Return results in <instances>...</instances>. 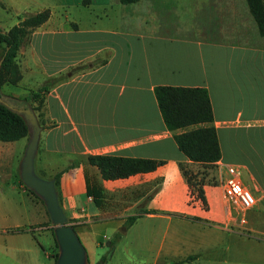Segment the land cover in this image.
Here are the masks:
<instances>
[{
	"label": "crops",
	"instance_id": "1",
	"mask_svg": "<svg viewBox=\"0 0 264 264\" xmlns=\"http://www.w3.org/2000/svg\"><path fill=\"white\" fill-rule=\"evenodd\" d=\"M55 1L1 2L25 12L18 22L44 8L50 14L19 47L21 78L0 91L23 98L44 88L35 169L46 178L59 173V201L86 250L110 244L102 264L112 257L113 264H264V34L246 0H176L190 19L185 24L161 20L162 0H112L113 10L93 7L110 0ZM57 34L60 41L41 39ZM217 83L220 99L213 97ZM157 85L208 89L218 160L196 162L183 154L174 135L191 126L167 128ZM19 139L0 140V264H53L47 245L54 225L21 179L27 137L21 151ZM103 153L159 163L105 179L88 161ZM228 163L239 165L256 197L245 224L223 196ZM198 166L216 174L202 184L207 208L191 196L183 173ZM87 179L102 187L100 206L86 194ZM130 215L137 217L125 226ZM100 225L113 233V244L105 234L98 238Z\"/></svg>",
	"mask_w": 264,
	"mask_h": 264
},
{
	"label": "trees",
	"instance_id": "2",
	"mask_svg": "<svg viewBox=\"0 0 264 264\" xmlns=\"http://www.w3.org/2000/svg\"><path fill=\"white\" fill-rule=\"evenodd\" d=\"M91 0H81L82 4H89ZM137 0H120L131 3ZM249 10L255 19L260 34H264V0H246ZM50 14L49 8L25 15L18 23L7 30H0L1 55L4 54L0 67V85L4 82L16 84L21 78V71L16 56L23 39L38 25L43 23ZM43 87L31 90L20 102L29 104L35 112L40 108L43 100ZM159 110L168 129L190 128L176 133L175 141L179 149L192 161L211 163L221 157V147L213 125V110L209 91L205 86L157 85L154 88ZM18 98V97H17ZM38 116V112L36 113ZM40 124L42 121L39 118ZM29 133L24 117L0 102V140L10 141L27 137ZM88 161L95 164L105 179L126 177L130 174L152 170L159 161L148 158L126 157L115 154H93ZM183 173L191 187V196L198 199L207 208V202L202 182H191L188 170ZM59 199V173L55 176ZM264 186V184H263ZM36 198L41 197L32 189L26 187ZM86 194L91 195L96 205L103 201V191L97 181L86 180ZM137 215H130L125 226L130 225ZM52 235L53 227L51 228ZM55 240V239H54ZM55 245L58 247L56 240ZM58 251L52 254L55 264ZM104 260V257H101ZM97 264H102L97 261Z\"/></svg>",
	"mask_w": 264,
	"mask_h": 264
},
{
	"label": "water",
	"instance_id": "3",
	"mask_svg": "<svg viewBox=\"0 0 264 264\" xmlns=\"http://www.w3.org/2000/svg\"><path fill=\"white\" fill-rule=\"evenodd\" d=\"M3 57L4 54L0 56V67ZM20 100L0 91V102L20 113L28 126V139L20 162V176L24 184L41 197L54 225L53 232L58 244L55 264H90L87 250L74 227L68 222L59 201L55 178H46L36 172L35 155L42 126L33 107Z\"/></svg>",
	"mask_w": 264,
	"mask_h": 264
},
{
	"label": "rangeland",
	"instance_id": "4",
	"mask_svg": "<svg viewBox=\"0 0 264 264\" xmlns=\"http://www.w3.org/2000/svg\"><path fill=\"white\" fill-rule=\"evenodd\" d=\"M4 2V0H0V30L4 31V30H7L9 27H11L13 24H16L19 20V17L20 16H23L25 14V12L23 13H20V14H17L15 13L13 10L11 9H8L7 6L5 5H1V2ZM99 1V0H98ZM143 1L145 0H142V1H139L138 2V5H141L143 3ZM57 4H60L62 1H55ZM162 2L164 3V12L162 13V15L160 16L161 20H163L164 23L166 22H170L172 24H185V23H189L190 22V19H186L187 16H185V13L184 16L181 14V11L183 12L184 9L180 10L179 8V4L176 0H162ZM98 3V2H97ZM3 4V3H2ZM125 5H128L129 4H125ZM71 7H84V6H80V5H71ZM94 8H100V7H106L107 9H111L113 10V7L116 8L118 7V4H115L113 5V1L110 0V2L106 3V4H95L93 6ZM162 8V7H161ZM168 8L170 9V12H167ZM31 12H33V9H31ZM28 14V13H27ZM26 14V15H27ZM172 14V15H171ZM184 18V19H183ZM255 20V19H254ZM52 40H56V41H60V35L57 34L53 37H50L48 35H43L41 36V39L43 41H46L48 39H51ZM22 84L19 86L21 87ZM22 88V87H21ZM213 90V97H217L218 99H220L221 97V85L220 83H217L215 85V88L212 89ZM215 90V91H214ZM222 131L223 129H219V133H220V136L222 135ZM26 137H23L21 139H19L17 142H16V146L18 147V150H22L23 148V145H24V141H25ZM28 139V138H27ZM196 171V172H195ZM210 174L208 176V178L210 179H215L216 178V174H215V170L213 167H207L206 166H198L196 169H191L189 168L188 169V174L191 178V182L195 183L197 181H201L202 184L203 182L206 180V176L207 174ZM41 203H43L42 199H38ZM251 215V213H248V217ZM98 229H99V236L98 238H101L103 234H105L108 238H110V241H111V244H113V233H111L108 229H105L104 228V225H100L98 226ZM54 233V232H53ZM55 236L53 237V245H47V249L50 250L52 252V254L55 253V251H58V247H56L55 245ZM57 243V241H56ZM58 245V244H57ZM111 249V245H97V246H92V247H89V249H87V253L89 254L90 256V259L92 260H95V261H99L102 257V255L108 253V251ZM47 260V259H46ZM108 264H113V257H112V260L110 263Z\"/></svg>",
	"mask_w": 264,
	"mask_h": 264
},
{
	"label": "built area",
	"instance_id": "5",
	"mask_svg": "<svg viewBox=\"0 0 264 264\" xmlns=\"http://www.w3.org/2000/svg\"><path fill=\"white\" fill-rule=\"evenodd\" d=\"M227 176L223 181V196L239 214L241 224L247 221V211L256 203L255 195L245 186L239 165L226 164Z\"/></svg>",
	"mask_w": 264,
	"mask_h": 264
}]
</instances>
